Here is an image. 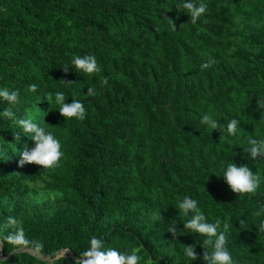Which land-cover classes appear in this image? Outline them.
<instances>
[{
	"label": "trees",
	"instance_id": "obj_1",
	"mask_svg": "<svg viewBox=\"0 0 264 264\" xmlns=\"http://www.w3.org/2000/svg\"><path fill=\"white\" fill-rule=\"evenodd\" d=\"M183 2L0 0V88L20 99L15 119L2 115L10 105L0 99V225L22 221L46 255L68 249L56 264H73L92 236L105 249L135 250L140 264H205L191 261L185 246L202 255L206 236L169 233L193 214L179 208L185 196L209 223L229 224L235 264H264V214L255 215L264 211V159L244 152L249 139H264L256 104L264 101V0H194L208 6L195 24L177 8ZM77 55H95L101 71L76 69ZM209 57L216 63L202 70ZM57 91L82 102L86 118L62 117ZM205 114L219 130L200 123ZM28 117L59 140L56 167L18 166L20 150L34 146L16 122ZM232 119L240 122L235 135L227 132ZM230 162L259 174L255 194L231 191L223 177ZM3 257L41 264L7 242Z\"/></svg>",
	"mask_w": 264,
	"mask_h": 264
},
{
	"label": "clouds",
	"instance_id": "obj_2",
	"mask_svg": "<svg viewBox=\"0 0 264 264\" xmlns=\"http://www.w3.org/2000/svg\"><path fill=\"white\" fill-rule=\"evenodd\" d=\"M177 8L187 10L191 16L190 22L195 24L197 19L206 13L208 6L203 2L197 5L194 0H187V2L178 4ZM169 23L172 30H175V21L169 18ZM72 63L76 69L88 75L101 71V67L95 55H77L73 58ZM215 63V59L209 57L205 63L201 64V69L210 68ZM65 71L67 72V68H65ZM100 85L101 88L108 85V78H103L100 81ZM36 89V84L29 86L30 92H35ZM96 94V89L92 87L87 89L86 95L95 96ZM54 96L55 103L60 106L59 113L62 117L69 119L76 118L79 120L86 118V109L82 102L79 100H72L71 103L65 102V93L62 91L55 92ZM0 99L10 105V107L4 109L2 115L8 119H15V112L12 106H16L20 103L19 91L7 87L0 88ZM256 104L258 110L264 109V101H257ZM16 122L23 128L25 133L31 134V141L34 145L31 148L25 145L20 150L18 166L23 167L25 164H35L41 166L42 169H52L56 167L63 153L61 152L59 140L54 137L52 132L46 131L45 127L36 123L32 117L19 119ZM200 123L212 130L220 129L219 122L209 114H205ZM239 123V120L232 119L227 124V132L229 135H235ZM15 139L19 141L20 136L17 135ZM248 145L249 146L244 149V152L248 154V158L253 160L257 159V157L264 159V139H249ZM223 177L234 193L255 194L261 184L259 174L254 173L247 165L237 166L232 162L228 164ZM179 208L185 215H188L189 212L193 214L183 225V229H179L176 226H171L169 228L172 239H176L183 235L184 229L191 230L194 233H199L207 237V239L203 240L201 245L204 249L202 255L195 251L193 245L185 246V255L191 261L202 258L205 264H235L230 251L226 247V233L229 224L222 221L219 217H217L214 222L209 223L204 213L198 208L197 201L187 196L179 203ZM262 214H264V211H257L255 213L256 216ZM221 226L223 230H221ZM6 229H11V231L4 234ZM257 230L264 233V221L260 222ZM4 242L13 246L16 253H28L40 260L41 264H56L58 259H66V253L68 251V249H60L56 253L44 254L43 242L28 239L23 229L22 221L11 216L7 218L6 224L0 225V248L3 247ZM209 247L212 249L211 252L206 250ZM140 260L141 257L135 250L129 254L128 252L118 251L115 248L105 249V240L97 236H92L89 249L79 256H76L73 264H140ZM7 261L8 257L0 258V264H5Z\"/></svg>",
	"mask_w": 264,
	"mask_h": 264
},
{
	"label": "water",
	"instance_id": "obj_3",
	"mask_svg": "<svg viewBox=\"0 0 264 264\" xmlns=\"http://www.w3.org/2000/svg\"><path fill=\"white\" fill-rule=\"evenodd\" d=\"M67 253H68V251H67Z\"/></svg>",
	"mask_w": 264,
	"mask_h": 264
}]
</instances>
